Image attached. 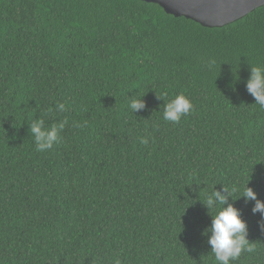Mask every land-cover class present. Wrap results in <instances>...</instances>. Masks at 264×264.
Here are the masks:
<instances>
[{
	"label": "trees",
	"instance_id": "1",
	"mask_svg": "<svg viewBox=\"0 0 264 264\" xmlns=\"http://www.w3.org/2000/svg\"><path fill=\"white\" fill-rule=\"evenodd\" d=\"M252 66L264 6L207 27L145 0H0V264H216L202 233L219 208L200 202L214 187L256 248L231 264H264V214L239 198L247 184L264 201ZM177 94L192 110L165 121ZM38 118L67 121L45 151Z\"/></svg>",
	"mask_w": 264,
	"mask_h": 264
},
{
	"label": "clouds",
	"instance_id": "2",
	"mask_svg": "<svg viewBox=\"0 0 264 264\" xmlns=\"http://www.w3.org/2000/svg\"><path fill=\"white\" fill-rule=\"evenodd\" d=\"M215 61H210V66ZM247 92L254 97L255 104L264 109V67L252 66L251 74L246 82ZM163 100L161 96H158ZM192 103L184 94H177L174 98L164 103L163 119L168 122L178 123L182 116L189 114L192 110ZM129 108L135 114L138 110L145 108L143 96L130 99ZM57 109L61 112L65 111V104L58 103ZM67 121H63L58 125L45 127L43 118H38L29 124V134L34 138L37 151H45L53 148L54 144L59 142V132L64 128ZM80 125H77L79 127ZM140 142L147 145L148 140L141 138ZM235 190V189H233ZM243 197L246 201H255L252 208L253 213L260 212L264 214V201L257 199L256 192L245 186V191L239 197ZM229 198H232L231 193L224 187L223 192L214 190L207 194L205 199L200 202L210 210L219 208V211L212 217L211 225L202 234L211 235L208 237V243L211 246L216 264H231L232 261L239 259L242 253H254L256 248L253 243L247 238L248 225L242 218L240 210L229 203ZM238 198V199H239ZM261 230H264V225H261ZM113 264H121L119 258L113 261Z\"/></svg>",
	"mask_w": 264,
	"mask_h": 264
},
{
	"label": "water",
	"instance_id": "3",
	"mask_svg": "<svg viewBox=\"0 0 264 264\" xmlns=\"http://www.w3.org/2000/svg\"><path fill=\"white\" fill-rule=\"evenodd\" d=\"M154 2L175 16H184L207 27L233 23L258 7L264 0H145Z\"/></svg>",
	"mask_w": 264,
	"mask_h": 264
}]
</instances>
